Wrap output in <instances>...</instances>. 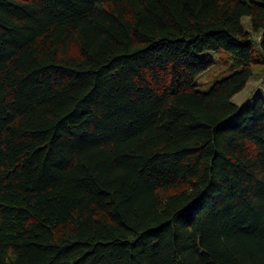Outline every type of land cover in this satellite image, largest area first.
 <instances>
[{"label": "trees", "instance_id": "16d2710c", "mask_svg": "<svg viewBox=\"0 0 264 264\" xmlns=\"http://www.w3.org/2000/svg\"><path fill=\"white\" fill-rule=\"evenodd\" d=\"M251 77L264 0H0V264H264Z\"/></svg>", "mask_w": 264, "mask_h": 264}, {"label": "rangeland", "instance_id": "374dc122", "mask_svg": "<svg viewBox=\"0 0 264 264\" xmlns=\"http://www.w3.org/2000/svg\"><path fill=\"white\" fill-rule=\"evenodd\" d=\"M242 26H244L246 29L251 31V28L249 26L250 21H249V17L248 16H244L242 17ZM252 36L250 37L252 40V44L254 46L255 49H258V45H257V40H258V36L259 33L258 32H253L251 31ZM203 53H210L208 51L203 52ZM209 71V72H208ZM208 71H204L199 75V78L202 82V88H208L210 82L215 79V77H219L223 76L224 73H220L217 76V72H213L212 70H208ZM205 81V82H203ZM263 85L262 82L259 80V78H250L245 87L243 89H241V91H239L238 93H236L234 95V97H232L233 103L236 104H242L247 102L248 100H251L254 96H256V94L258 92L262 93L263 92Z\"/></svg>", "mask_w": 264, "mask_h": 264}]
</instances>
